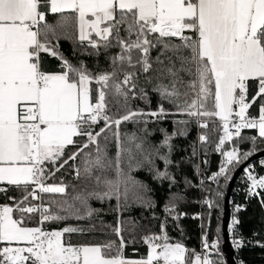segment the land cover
<instances>
[{
    "label": "snow or ice",
    "instance_id": "1",
    "mask_svg": "<svg viewBox=\"0 0 264 264\" xmlns=\"http://www.w3.org/2000/svg\"><path fill=\"white\" fill-rule=\"evenodd\" d=\"M49 14H59L55 26L47 22ZM61 35L96 57V67L67 59L59 50ZM42 54L58 59L59 70L47 71ZM102 54L107 68L99 70ZM250 82L257 88L251 97ZM149 86L159 97L157 109L133 108L135 100L150 105ZM262 98L264 0H0V194L8 186L21 193L8 197L11 204H0V264H225L219 227L211 242L204 233L201 252L173 241L162 227L141 237L145 256L127 258L125 248L136 239L125 240V226L134 232L138 223L120 217L133 207H155L152 189L136 172L145 169L154 180L176 183L169 171L172 140L186 136L193 122L202 146L216 136L214 150L222 160L210 181L230 180L235 167L255 153L257 139H264V100L258 118L249 111ZM176 116L185 117L173 120L176 131L161 129L164 139L152 144L147 125ZM128 123L144 127L122 131ZM245 129L257 135L244 137ZM244 139L253 148L241 152L233 142ZM191 147L195 156L197 147ZM66 166L76 184L63 177L56 182ZM196 170L199 174V166ZM246 174L249 196H259L264 176L251 169ZM206 191L202 203L210 217L219 205L212 190ZM93 200L115 201V225L101 220L99 229L46 227L98 216L102 209L92 207ZM164 211L180 218L171 200ZM239 223L233 215L228 231L234 233ZM105 229L119 242L70 239L73 233ZM232 243L242 247L235 236Z\"/></svg>",
    "mask_w": 264,
    "mask_h": 264
},
{
    "label": "trees",
    "instance_id": "2",
    "mask_svg": "<svg viewBox=\"0 0 264 264\" xmlns=\"http://www.w3.org/2000/svg\"><path fill=\"white\" fill-rule=\"evenodd\" d=\"M49 24L56 25L59 20V14H49L46 17ZM63 29L57 28V33L62 34ZM69 31H72L71 29ZM57 43V41H53ZM60 52L69 59L72 63L78 64L79 61H84L90 69L96 67L97 58L86 54L82 46L75 42L73 39H65L63 35L58 41ZM91 52V49L87 50ZM113 52L115 50H112ZM43 66L47 71H58L60 61L55 57H51L47 54H42ZM99 70L107 68V62L105 60V54H102L99 58ZM143 83V80H141ZM252 87L250 88V97L257 91L255 82H250ZM151 103L145 104L141 100H135L132 102L133 108H142L145 111L156 110L158 106L159 97L151 92V88H148ZM264 100H257V103L250 109L252 115L257 114L259 104ZM166 108L171 109V106L165 103ZM185 117H168L165 120L149 123L147 128L151 132V136L148 139L152 144H159L164 139V132L161 129H165L168 134L176 131L177 126L173 124L174 119H184ZM151 119V118H150ZM144 125H134L131 123L121 126L122 131H137L143 128ZM182 127V126H181ZM200 129L193 122L188 125V133L186 136L177 135L172 140L173 150L171 153V159L173 163L169 166V171L175 177L176 183L170 184L168 180L158 181L153 179L152 173L145 169L136 172L134 175L138 180L143 181L152 189L149 193L153 201L155 202L154 208L133 207L130 211L123 213L122 219L127 220L130 217L138 223V227L134 232L131 231V225H126V231L123 233L125 240H129L130 236H135L136 243H129L125 248V256L127 258H140L147 253V246L143 244L141 237L149 233H160L161 228L167 231L168 235L173 241H180L185 244L189 249L198 248L199 238V222L198 220L190 219V215L194 214L198 210L199 201H203L206 195L209 193L207 189H211V197L214 198L219 205L211 210L209 217V209L203 204L202 211V225L203 230L207 232L208 238L217 236V227L221 230V218H222V202L224 193L229 182L220 178L219 185L211 182L208 178L213 173L217 172L222 157L219 153L215 152L216 136L211 137V142L202 146L198 144V134ZM257 135L254 129H245L242 132V136L249 137ZM237 144L241 152L249 151L253 148L252 141L244 139L243 141H234ZM197 147V154L192 155V145ZM207 148V154L204 152V148ZM228 147H231L230 145ZM255 153L264 150V139H257L255 143ZM166 152L165 150H162ZM254 153V154H255ZM253 154V155H254ZM251 157V156H250ZM205 161H207L205 163ZM79 162V158L78 161ZM71 163V162H70ZM157 167L163 170L164 165L160 160L156 161ZM199 166V174H197L196 167ZM238 167V166H237ZM231 172V177L236 168ZM73 173L69 166L62 169L61 172L56 174V182H59V178L63 177L65 183L76 184L77 182L72 179ZM186 179L191 181V184L186 183ZM201 180L204 181L203 185ZM53 181H49L52 183ZM200 184V185H199ZM9 191L6 194H0V204L8 203L12 201L8 197L21 196V193L14 187L8 186ZM71 192V188H69ZM216 192L223 193L222 197H217ZM174 194H178L183 199H176ZM264 196L255 197L249 200L244 208L239 213L240 229L244 235V238L249 244L242 248L239 252L243 264H264V204L261 203ZM176 204V212L180 214V218L174 219L164 211L165 204L169 201ZM94 208H100L102 211L98 216H94L91 220L76 221L68 220L59 224H50L46 227L50 229H59L66 225L89 227L95 224L97 229L100 228V221L103 220L105 224L115 225L118 219V213L114 211L115 201H109L101 203L93 200L90 202ZM232 206V205H231ZM73 244L84 243H99L108 240H115L119 242V238L111 231V229H105L104 231L86 232L84 234L73 233L70 236ZM222 236L220 231V252L221 250ZM224 259V256H223Z\"/></svg>",
    "mask_w": 264,
    "mask_h": 264
},
{
    "label": "built area",
    "instance_id": "3",
    "mask_svg": "<svg viewBox=\"0 0 264 264\" xmlns=\"http://www.w3.org/2000/svg\"><path fill=\"white\" fill-rule=\"evenodd\" d=\"M198 144H200L199 141H198ZM261 161H264V157L263 158H259V159L255 160V161L249 163L247 166H245L243 168V170L241 171V173L237 176V178L235 180V183L233 185L232 191H231V197H230V217H229V221H228V225H227V232H228V237H229V243H230L231 248H232V251H233V258H234L236 264H240V262L242 261L241 260V257H240V254H239L240 250L242 248H244L245 246H247V244H249V243L244 238V235L241 232L240 223L236 226V229H235V232L234 233H230L228 231V229H229V226L231 225V221H232L233 215H235L236 218L240 221L239 213L244 208L245 204L249 200H251V199H253L255 197L264 196V190H259V189L257 190V191L260 192V195L259 196H249L248 191H247L250 182L247 180L246 170L251 169L253 175H255L257 177L264 176V164H262ZM237 205L241 206V210L239 212H236L235 211V207ZM203 208H204L203 203L200 200L199 201V204H198V210H197V212L194 213V214H192V215H190V219H193V220L196 219L199 222L198 248L196 249L197 252H201L202 251L201 241H202V237H203V235L205 233V230H203V225H202V221H203L202 220L203 219L202 218V211H203ZM234 236H235L236 239H240L241 240L242 247L235 248L233 246L232 241H233ZM215 239H216V237H212L210 239L208 238L209 242H211V241H213ZM221 254L223 256V253H221ZM213 258L216 259L217 257L213 256ZM225 264H226V262H225Z\"/></svg>",
    "mask_w": 264,
    "mask_h": 264
},
{
    "label": "water",
    "instance_id": "4",
    "mask_svg": "<svg viewBox=\"0 0 264 264\" xmlns=\"http://www.w3.org/2000/svg\"><path fill=\"white\" fill-rule=\"evenodd\" d=\"M264 157V150L259 151L249 157L247 160H245L242 164L238 165L235 172L233 173L231 179L229 180L224 197L222 202V218H221V236H222V242H221V250L224 256V260L226 264H236L235 260L233 258V251L231 248V245L229 243V237L227 232V225L230 217V197H231V191L233 188V185L235 183V180L237 176L241 173L243 168L247 166L249 163Z\"/></svg>",
    "mask_w": 264,
    "mask_h": 264
},
{
    "label": "crops",
    "instance_id": "5",
    "mask_svg": "<svg viewBox=\"0 0 264 264\" xmlns=\"http://www.w3.org/2000/svg\"><path fill=\"white\" fill-rule=\"evenodd\" d=\"M51 72V71H50ZM250 111V110H249ZM255 116H257V118H258V112H257V114H255ZM131 259H138V258H131Z\"/></svg>",
    "mask_w": 264,
    "mask_h": 264
}]
</instances>
